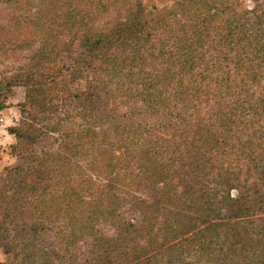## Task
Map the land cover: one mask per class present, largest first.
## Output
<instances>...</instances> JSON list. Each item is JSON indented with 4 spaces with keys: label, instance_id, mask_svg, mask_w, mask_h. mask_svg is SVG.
Wrapping results in <instances>:
<instances>
[{
    "label": "trees",
    "instance_id": "1",
    "mask_svg": "<svg viewBox=\"0 0 264 264\" xmlns=\"http://www.w3.org/2000/svg\"><path fill=\"white\" fill-rule=\"evenodd\" d=\"M15 1L34 20L56 9L55 17L65 12L68 34L84 31L76 50L41 42L31 76L19 75L31 89L24 112L32 138L53 133L73 150L60 143L53 151V176L51 164H33L24 176L23 164L4 169L0 242L16 256L19 248L54 254L77 242L81 228L69 222L83 217L77 204L84 200L67 170L87 151L88 165L103 155L107 167L130 168L148 183L155 208L140 218L117 193L123 231L102 248L83 239L87 250L76 264H159L166 250L171 256L161 264H240L234 254L247 258L250 244L252 264H264V0H250L252 9L245 0H181L154 15L139 4L131 23L105 31L85 25L76 0ZM46 4L53 6L41 11ZM6 107L0 99V111ZM9 132L21 139L18 127ZM66 202L73 208L59 212ZM197 224L206 226L191 234ZM52 228L61 236L46 244ZM137 231L140 248L120 239ZM157 248L163 251L152 254Z\"/></svg>",
    "mask_w": 264,
    "mask_h": 264
},
{
    "label": "rangeland",
    "instance_id": "2",
    "mask_svg": "<svg viewBox=\"0 0 264 264\" xmlns=\"http://www.w3.org/2000/svg\"><path fill=\"white\" fill-rule=\"evenodd\" d=\"M181 0H76L78 10L83 11V15L87 18L85 25L91 26L92 30L96 29L105 31L107 28L118 25L120 22L125 24L131 23L135 12L140 4L144 9L145 14L154 15L159 12H165L172 9L176 3ZM245 5L252 9L253 3L250 0H245ZM53 6L46 4L42 10ZM58 8V7H57ZM61 10V9H60ZM57 10L53 9V14L50 16L43 15L42 18L34 20L32 13L27 11L22 3L19 1H6L0 0V88L2 90L1 100H5L7 107L3 110L4 113L0 114V127L1 129L19 128L21 139H17L14 134V142L9 148L10 162L5 168H12L16 165L23 164L25 169L23 175L28 174V168L33 164H51L50 174L53 176V151H58V145L61 143V149L68 150V154L72 156V147L68 145L69 140H57V136L53 133L41 134L38 139H33L35 127L30 124L26 119L29 111L28 96L31 89L23 83H19V75L24 74V77L31 76L32 68L30 61L37 55L39 46L42 43L49 44L47 49L53 48V42L62 44L66 42L71 45V50H76L81 44L82 32L78 31L77 27L72 28L74 31L70 34H78L77 38H73L68 34L70 26L62 23V15L60 18L55 17ZM44 17V18H43ZM31 21L40 22L35 25ZM51 36V37H49ZM49 38V39H48ZM52 47V48H51ZM46 49V48H44ZM72 56H70L71 58ZM70 61V59H68ZM38 77V72L35 73ZM23 77V78H24ZM24 78V79H25ZM0 111V112H3ZM25 111V112H24ZM24 112V113H23ZM53 127L50 125V129ZM46 131V130H45ZM32 135V136H31ZM59 137V136H58ZM18 141V143H17ZM17 146L13 149V146ZM82 144L84 143L81 142ZM88 146V145H87ZM68 148V149H67ZM71 149V151H70ZM8 151V150H7ZM83 152V156H82ZM87 151H80L72 158L73 164L67 170V174L75 181L73 189H78L83 202L77 204L78 212L83 214L81 219L74 218L69 224L75 222L77 232V242L74 245H69L67 249L53 251L48 248L42 249L36 253L18 249L17 256L13 251H10L3 243L0 242V263L4 264H76L81 262L83 253L87 250L83 239L86 237L93 240L94 245L102 248V244L107 238H113L116 242L118 232L123 231L126 223V218L121 214L118 218V203H116V194H121L125 200L123 202H130L128 206L132 211L143 218V214L147 213L151 216L152 210L155 205L151 201L153 199L151 188L148 183H141L138 177H133L130 168L123 169L117 163L112 167H107L103 162V155L99 158V162L93 160L89 165L87 164ZM110 156L116 157V149L110 153ZM57 157V156H54ZM40 162V163H39ZM4 168V169H5ZM4 169L0 173V181L4 173ZM115 174V175H114ZM132 177H131V176ZM46 176V175H45ZM28 177V176H26ZM131 180V184H128ZM125 183V184H124ZM53 190L48 188V190ZM233 197L238 195L236 190L232 192ZM67 203V202H66ZM73 204L59 205L58 209L61 213H67L73 208ZM120 204V203H119ZM124 208V207H123ZM115 210V211H114ZM113 211V214L108 212ZM122 213L127 211L126 208L121 209ZM115 212V214H114ZM164 213H160L163 215ZM174 219L183 218L182 214L174 212L171 214ZM68 221V220H66ZM205 224H197L191 231L195 234L203 229ZM92 228V229H91ZM60 229H63L60 227ZM58 229H56L57 231ZM46 244L58 239L61 235H57L52 230L46 232ZM157 232H155V235ZM63 235V234H62ZM190 235V234H189ZM199 235V233H198ZM4 236V235H3ZM70 237L71 235H67ZM84 236V237H82ZM217 235L208 236L205 239H216ZM120 239L132 240L135 245L140 248L144 240L140 237V232L122 234ZM199 244V243H197ZM48 246V245H47ZM241 244L238 245L240 247ZM96 250V248H94ZM214 249V245H213ZM27 250V249H26ZM163 250L157 248L152 254L162 252ZM164 251L163 256L156 259L159 264L162 262V257L165 259L170 258L171 250ZM167 252V253H166ZM210 251L208 250L207 253ZM166 253V254H165ZM253 251L251 244L247 247V258L238 252L234 255L239 257L240 264H252ZM30 254V255H29ZM233 255V256H234ZM56 256V257H55ZM78 257H80L78 259ZM237 262V258L234 259ZM83 263V262H81Z\"/></svg>",
    "mask_w": 264,
    "mask_h": 264
},
{
    "label": "crops",
    "instance_id": "3",
    "mask_svg": "<svg viewBox=\"0 0 264 264\" xmlns=\"http://www.w3.org/2000/svg\"><path fill=\"white\" fill-rule=\"evenodd\" d=\"M4 112L5 111L0 112V114ZM2 126L0 127V173L11 160V157L8 152L10 146L14 142V137L9 133L6 127L1 129Z\"/></svg>",
    "mask_w": 264,
    "mask_h": 264
},
{
    "label": "built area",
    "instance_id": "4",
    "mask_svg": "<svg viewBox=\"0 0 264 264\" xmlns=\"http://www.w3.org/2000/svg\"><path fill=\"white\" fill-rule=\"evenodd\" d=\"M0 120L2 121L3 119L1 118Z\"/></svg>",
    "mask_w": 264,
    "mask_h": 264
}]
</instances>
